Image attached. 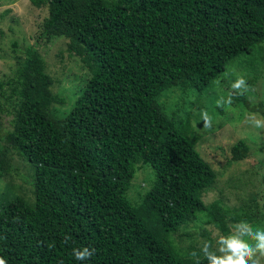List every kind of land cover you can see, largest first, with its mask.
I'll return each mask as SVG.
<instances>
[{
    "label": "trees",
    "instance_id": "obj_1",
    "mask_svg": "<svg viewBox=\"0 0 264 264\" xmlns=\"http://www.w3.org/2000/svg\"><path fill=\"white\" fill-rule=\"evenodd\" d=\"M29 1L47 8L39 37L66 38L90 77L63 116L51 110L65 99L52 92L35 48L27 46L13 74L0 79L13 114L0 139L29 163L33 188L31 199L14 192L0 204V257L7 264H207L202 245L175 243L182 226L198 221L203 242L211 243L204 225L228 235L230 222L264 223L249 203H204L217 172L197 150L189 123L180 128L161 100L173 87L202 94L236 58L251 54L254 36L244 42L247 34L234 28L246 27L264 0ZM241 100L264 118L262 102ZM249 150L238 139L231 161ZM145 166L151 185L131 202L127 191ZM83 247L94 254L76 260L73 249Z\"/></svg>",
    "mask_w": 264,
    "mask_h": 264
},
{
    "label": "rangeland",
    "instance_id": "obj_2",
    "mask_svg": "<svg viewBox=\"0 0 264 264\" xmlns=\"http://www.w3.org/2000/svg\"><path fill=\"white\" fill-rule=\"evenodd\" d=\"M47 13L46 6L35 7L29 0H0V79L13 74L17 57L23 55L27 46L35 48L43 56L46 71L52 77V92L65 99L63 104L54 103L51 110L55 115L63 116L87 82L90 71L79 56L69 51L66 38L55 37L47 41L39 37ZM247 25L236 26L234 33L247 34L244 42H248L250 34L254 36L256 43L251 54L236 58L202 94L193 88L179 90L173 87L161 93V100L168 113L170 110L176 112L180 128L187 129L190 125L191 132L197 137V150L217 172L212 186L202 193L204 203L220 200L221 204L232 208L249 203L264 215V128H256L251 123L253 117L264 118L257 111H250L241 100L245 98L248 105L264 104V10ZM238 76H243L248 84V90L243 94L231 88L232 81ZM230 93L231 103H225ZM0 106V134L3 135L12 129L13 114L9 112L11 104L6 103L5 96H0ZM204 113L210 118V126H205ZM238 139L246 140L250 153L245 159L231 161V146ZM5 147L3 137L0 139V152L5 150L3 155L0 154V159L4 160L0 165V204L15 193L31 199L32 168L14 149L6 150ZM152 176L148 166L137 169L127 191L131 202L140 201L151 185ZM229 225L230 232L234 224L230 222ZM258 225L264 229L263 221ZM203 230L215 250L217 236L225 234L209 224L204 225ZM202 234L199 222L192 221L174 234L175 243L182 249L192 243L200 247L204 240ZM260 264H264V258L260 259Z\"/></svg>",
    "mask_w": 264,
    "mask_h": 264
},
{
    "label": "clouds",
    "instance_id": "obj_3",
    "mask_svg": "<svg viewBox=\"0 0 264 264\" xmlns=\"http://www.w3.org/2000/svg\"><path fill=\"white\" fill-rule=\"evenodd\" d=\"M231 88L240 94L247 92L246 79L243 76H238L232 81ZM224 102L231 103V93ZM204 120L205 126H210V118L207 113H204ZM251 123L256 128H264V119L253 117ZM68 239L65 237L66 242ZM201 252L206 258L207 264H260V259L264 258V229L254 228L247 221L241 220L232 226L228 235L217 236L215 250L211 243L204 241ZM93 254L94 249L88 247L74 248L72 253L74 258L79 261L87 260ZM192 256L196 257L197 254L193 252ZM0 264H7V261L0 257Z\"/></svg>",
    "mask_w": 264,
    "mask_h": 264
}]
</instances>
